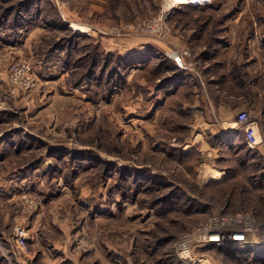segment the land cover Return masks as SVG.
<instances>
[{"label": "rangeland", "instance_id": "374dc122", "mask_svg": "<svg viewBox=\"0 0 264 264\" xmlns=\"http://www.w3.org/2000/svg\"><path fill=\"white\" fill-rule=\"evenodd\" d=\"M263 38L264 0H0V64L34 79L0 83V264H264V244L181 247L216 217L264 241L260 142L206 118L254 96L239 51L264 63Z\"/></svg>", "mask_w": 264, "mask_h": 264}, {"label": "crops", "instance_id": "0c3cea01", "mask_svg": "<svg viewBox=\"0 0 264 264\" xmlns=\"http://www.w3.org/2000/svg\"><path fill=\"white\" fill-rule=\"evenodd\" d=\"M263 40H264V38L262 39V41ZM252 44H254L253 41H251V50H252ZM257 48L261 54L264 53V48L262 49L260 44L257 45ZM224 49L220 50V52H224V55L228 57V53L229 54L231 53V52H229L230 49L229 48H227V49L224 48ZM251 50H250L249 56L252 55ZM247 51H248V49H247L246 42H245V46L243 48L241 46V49L239 51V57L240 58L238 57L239 58L238 62H239V64L241 63L240 69L244 71V74L246 76L252 75L253 77H255V82L256 83L259 82V83L255 84V86H252V84H249L245 88H244V85H245L244 84V85H241L240 88H242L245 92H246V90H251L253 92V94L255 93L254 96L251 98L250 101L248 99L246 101H242L238 108H235L236 105L231 104V103H230L229 107H224L222 100L217 99L216 97H212L213 99H217L218 102L216 100L212 101L213 99H211V103H213V106L210 105V103H209V108H208V103L206 105L207 106V109H206L207 110L206 111L207 112V114H206L207 131H209L213 135H220L221 133H223L226 135H233L234 134L233 136H235V134H236L235 131L239 128L238 126H241V124H239V120L236 117L237 116L236 112L238 110L239 111H246V112L248 111L257 117V121L255 123H253V125L248 127V129L249 130L251 129L250 131H253L256 133V136L259 139L258 141L260 142L259 143L260 147L264 151V75H263V77L261 76V79L259 81H257V78H256L257 76H254L252 74L254 71H257L258 69H260L261 70L260 72L263 73L264 72V63H259L257 61L258 58H256V59L252 58L249 60V58L247 56ZM242 55L245 59L242 58ZM229 65L231 66V64H229ZM4 68L5 67L0 64V83H1V80L2 81L8 80V74L10 77V71L8 72L7 70H4ZM226 71L228 72L230 70L226 69ZM224 87H225V85H224ZM218 89H219V86H215V87H213L212 90L214 92L218 93V91H217ZM201 119H203V118H201ZM199 126H200V123L198 124V127ZM19 132L21 133V131H18V132L13 131V135L8 136L9 140L7 139L5 141V144L3 143L4 142V140H3L2 145L3 144L6 145L9 142L14 141V139L18 135L17 133H19ZM7 147H8V145H7ZM7 147L3 150L10 152V151H16L18 148L17 145H14V146L11 145L10 147H8V148ZM0 148H2V147H0ZM0 151H2V150H0Z\"/></svg>", "mask_w": 264, "mask_h": 264}, {"label": "built area", "instance_id": "2783aa9c", "mask_svg": "<svg viewBox=\"0 0 264 264\" xmlns=\"http://www.w3.org/2000/svg\"><path fill=\"white\" fill-rule=\"evenodd\" d=\"M32 67L31 65L26 61H16L12 62L10 65V79L12 82L16 84L23 85L26 83H32L34 79L32 78ZM254 116L249 113H244L240 116L239 123L241 126H247L250 127L255 123ZM249 138H251V135H249ZM253 217L251 215H245V217L238 218L236 221L240 223L242 230L240 231H232L234 229H230L228 226V223L231 221L227 219H219L216 217L214 219V222L216 221V225L223 224L225 225V230H214L213 227H208L205 229L198 230V233L195 235V233L191 236H187L182 240V250L183 253L186 255L192 251V247L197 245H210L213 244L215 246H221L224 247L226 245H236V246H242L243 244L250 245V246H261V244H264V241L258 242L257 240H246V238H243L242 235L246 232L249 233H257L259 232V228L255 224V220L252 219ZM227 220V221H226ZM216 229V228H215ZM237 232V234H236ZM237 237L240 239L237 240ZM238 241V242H237ZM29 242V231L25 228H20L17 233V244L22 249L27 248ZM233 242H236V244H232ZM240 244V245H238ZM225 248V247H224Z\"/></svg>", "mask_w": 264, "mask_h": 264}, {"label": "bare ground", "instance_id": "6f19581e", "mask_svg": "<svg viewBox=\"0 0 264 264\" xmlns=\"http://www.w3.org/2000/svg\"><path fill=\"white\" fill-rule=\"evenodd\" d=\"M177 3H180V4H197V3H200V2H203V1H206V0H175ZM166 11V10H165ZM73 26L77 29V30H79V31H87L88 29L86 28V27H84V26H80V25H78V24H73ZM72 26V27H73ZM203 120V119H202ZM201 121V120H200ZM205 122V121H204ZM200 123V122H199ZM198 123V124H199ZM202 126V125H201ZM194 131H195V127H194ZM251 136H253V139L254 140H252V144H256L257 143V141L259 140L258 139V137L256 136V133L255 132H251ZM235 137V136H234ZM252 138V137H251ZM257 145V144H256ZM207 157V156H206ZM215 175V174H214ZM201 261V260H200ZM204 260H202L201 262H199V264H207L208 262L206 261V263L205 262H203Z\"/></svg>", "mask_w": 264, "mask_h": 264}, {"label": "trees", "instance_id": "16d2710c", "mask_svg": "<svg viewBox=\"0 0 264 264\" xmlns=\"http://www.w3.org/2000/svg\"><path fill=\"white\" fill-rule=\"evenodd\" d=\"M264 181V172L260 175V176H258V181ZM214 247L215 245H213V244H210V245H205L204 247ZM256 247V246H255ZM226 250V249H225ZM227 252H229V250H226ZM247 252V251H246ZM230 253V252H229ZM253 258L254 259H256L257 261L256 262H259V261H262V260H264V259H259V258H261V257H257V256H253ZM262 258H264V253H262Z\"/></svg>", "mask_w": 264, "mask_h": 264}]
</instances>
